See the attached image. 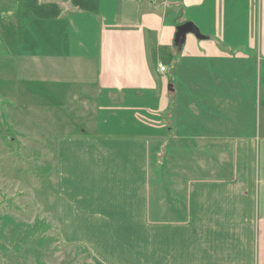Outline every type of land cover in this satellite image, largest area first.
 Returning <instances> with one entry per match:
<instances>
[{
    "label": "crops",
    "instance_id": "1",
    "mask_svg": "<svg viewBox=\"0 0 264 264\" xmlns=\"http://www.w3.org/2000/svg\"><path fill=\"white\" fill-rule=\"evenodd\" d=\"M127 3L133 16L93 14L71 28L66 11L16 15V38L1 28L15 25L0 24V58L12 59L0 64L9 84L0 90L16 111L56 125L64 118L49 101L70 97L72 112L89 118L56 152L59 239L95 264H264V46L249 32L247 0ZM183 22L200 37L186 35L179 87L165 89L167 70L151 50L170 56ZM179 137L188 141L187 175L153 174L150 160L162 170L168 139Z\"/></svg>",
    "mask_w": 264,
    "mask_h": 264
},
{
    "label": "rangeland",
    "instance_id": "2",
    "mask_svg": "<svg viewBox=\"0 0 264 264\" xmlns=\"http://www.w3.org/2000/svg\"><path fill=\"white\" fill-rule=\"evenodd\" d=\"M139 1L150 5L159 3L160 0ZM60 2L68 4L62 5ZM127 2L128 0H0V24L7 22L15 25L12 28H1L4 31L8 29L10 35L16 38V15L45 9L54 15L66 11L63 18H66L71 28L77 20L88 22L86 16L93 14L106 17L108 12L115 10L126 17L133 16L135 10ZM247 2L252 17L249 32L262 48L264 0ZM176 27L173 26L168 47L172 62H161L167 70L160 74L165 78V89L171 85L177 89L179 87L177 66L184 40L180 46L174 45ZM27 48L36 54H63L68 51L65 46H22L21 52L25 53ZM253 55L252 58L255 57ZM260 57L263 58V55ZM10 61V58H0V64L4 68L10 67ZM261 64V92L264 93V65ZM8 86V83H0V89ZM6 95L0 90V264H95L92 255L82 252L78 245L61 242L54 216L58 192L56 152L59 143L65 135L77 134L86 129L89 118L72 112L73 100L70 97L58 101L48 100L50 110L54 111L52 113L55 114L57 110L58 115L64 118L63 121L57 117V124L52 125L45 119V115H34L22 109L16 111V107L11 104L14 101L3 97ZM41 113L46 114L44 110ZM170 124L174 129L177 128L173 121ZM168 142L165 153L160 155L163 169L156 168L154 159L150 160V170L153 174L159 172L160 176L163 175L162 171L165 176H169L168 171L187 172V139L179 137L178 141L168 139ZM162 180L167 182L166 178ZM182 180L183 176L177 182ZM183 183L182 181L181 187Z\"/></svg>",
    "mask_w": 264,
    "mask_h": 264
},
{
    "label": "water",
    "instance_id": "3",
    "mask_svg": "<svg viewBox=\"0 0 264 264\" xmlns=\"http://www.w3.org/2000/svg\"><path fill=\"white\" fill-rule=\"evenodd\" d=\"M187 34H193L196 37H200L198 29L190 22H185L176 27L174 34V45L180 46Z\"/></svg>",
    "mask_w": 264,
    "mask_h": 264
},
{
    "label": "trees",
    "instance_id": "4",
    "mask_svg": "<svg viewBox=\"0 0 264 264\" xmlns=\"http://www.w3.org/2000/svg\"><path fill=\"white\" fill-rule=\"evenodd\" d=\"M184 23V22H183ZM181 24V23H180ZM163 50L162 49H152L151 50V57L152 60L157 61L159 58L161 59V61L163 63H165V61L167 62H172L171 57L170 56H165V54L163 55ZM159 57V58H158Z\"/></svg>",
    "mask_w": 264,
    "mask_h": 264
},
{
    "label": "built area",
    "instance_id": "5",
    "mask_svg": "<svg viewBox=\"0 0 264 264\" xmlns=\"http://www.w3.org/2000/svg\"><path fill=\"white\" fill-rule=\"evenodd\" d=\"M158 68H159L160 72H164L165 71V68L163 67V65L160 62H158Z\"/></svg>",
    "mask_w": 264,
    "mask_h": 264
}]
</instances>
